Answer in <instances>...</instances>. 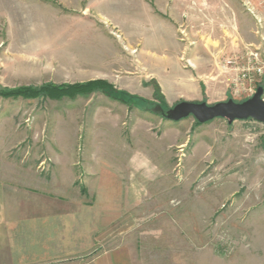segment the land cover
I'll return each mask as SVG.
<instances>
[{"label": "rangeland", "instance_id": "obj_1", "mask_svg": "<svg viewBox=\"0 0 264 264\" xmlns=\"http://www.w3.org/2000/svg\"><path fill=\"white\" fill-rule=\"evenodd\" d=\"M232 3L0 0V91L104 84L60 99L0 95L10 187L54 179L55 154L74 148L80 160L85 141L134 148L142 129L152 149L143 204L103 249H116L117 264H264V124L166 119L180 102L228 100L212 79L219 60L264 49V18L248 0Z\"/></svg>", "mask_w": 264, "mask_h": 264}, {"label": "crops", "instance_id": "obj_2", "mask_svg": "<svg viewBox=\"0 0 264 264\" xmlns=\"http://www.w3.org/2000/svg\"><path fill=\"white\" fill-rule=\"evenodd\" d=\"M222 1L234 10L232 0ZM171 2L179 4V0ZM248 2L264 18V0ZM174 88L176 96L179 91ZM178 88L186 97L192 93L191 85ZM205 88L203 92L208 94ZM145 134L140 129L141 138L134 148L115 139L85 141L80 160L74 148L56 153L58 175L22 193L10 187L19 183L2 169L0 264H117L116 249H103L106 246L102 243L142 207L152 150L142 138ZM171 141L179 144V135L172 136ZM77 182L86 194L80 193Z\"/></svg>", "mask_w": 264, "mask_h": 264}, {"label": "built area", "instance_id": "obj_3", "mask_svg": "<svg viewBox=\"0 0 264 264\" xmlns=\"http://www.w3.org/2000/svg\"><path fill=\"white\" fill-rule=\"evenodd\" d=\"M247 11L253 15L251 8ZM257 24H260L259 20ZM261 40L264 41V37ZM218 71L212 79L222 78L219 82L225 85L227 99L242 102L261 87V99L264 101V49L226 55L219 60Z\"/></svg>", "mask_w": 264, "mask_h": 264}, {"label": "water", "instance_id": "obj_4", "mask_svg": "<svg viewBox=\"0 0 264 264\" xmlns=\"http://www.w3.org/2000/svg\"><path fill=\"white\" fill-rule=\"evenodd\" d=\"M262 88L249 99L235 102L228 99L224 102L208 105L205 102H180L166 114V119L179 122L192 117L199 124H205L215 119L226 120L228 124L235 121L253 120L264 124V101L261 99ZM264 150V140L262 142Z\"/></svg>", "mask_w": 264, "mask_h": 264}, {"label": "trees", "instance_id": "obj_5", "mask_svg": "<svg viewBox=\"0 0 264 264\" xmlns=\"http://www.w3.org/2000/svg\"><path fill=\"white\" fill-rule=\"evenodd\" d=\"M104 84L97 81H91L87 84H81L71 87H54L50 85L41 86L38 89L31 88H17L12 90H1L0 95L2 97H17L23 96L26 98H34L38 96L48 97L49 99H60L64 96H73L75 94H81L84 92L92 91L96 88H102Z\"/></svg>", "mask_w": 264, "mask_h": 264}, {"label": "bare ground", "instance_id": "obj_6", "mask_svg": "<svg viewBox=\"0 0 264 264\" xmlns=\"http://www.w3.org/2000/svg\"><path fill=\"white\" fill-rule=\"evenodd\" d=\"M186 63L190 65L189 61H187Z\"/></svg>", "mask_w": 264, "mask_h": 264}]
</instances>
